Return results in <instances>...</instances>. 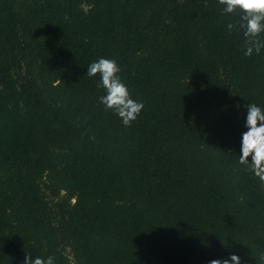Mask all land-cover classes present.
Returning <instances> with one entry per match:
<instances>
[{
    "label": "trees",
    "instance_id": "trees-1",
    "mask_svg": "<svg viewBox=\"0 0 264 264\" xmlns=\"http://www.w3.org/2000/svg\"><path fill=\"white\" fill-rule=\"evenodd\" d=\"M217 0H0V264H264V182L239 164L264 49ZM261 39H264L262 34ZM144 104L125 127L87 67Z\"/></svg>",
    "mask_w": 264,
    "mask_h": 264
},
{
    "label": "clouds",
    "instance_id": "clouds-1",
    "mask_svg": "<svg viewBox=\"0 0 264 264\" xmlns=\"http://www.w3.org/2000/svg\"><path fill=\"white\" fill-rule=\"evenodd\" d=\"M221 14L225 16L239 15V20L228 23L229 32L238 28L243 36L244 55H259L264 49V0H217ZM120 67L115 59L99 58L90 63L86 75L89 78L99 76L97 88L103 89L104 95L99 103L106 112L114 113L123 126L131 127L140 115L144 104L134 100L127 86L120 78ZM245 128L241 135L239 164L264 182V108L255 103L248 104ZM264 261V253L261 254ZM23 264H55V257H31L25 254ZM210 264H241L240 257L231 254L226 259H214Z\"/></svg>",
    "mask_w": 264,
    "mask_h": 264
}]
</instances>
